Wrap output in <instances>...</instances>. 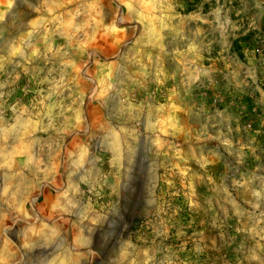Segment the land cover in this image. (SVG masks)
Listing matches in <instances>:
<instances>
[{
	"label": "rangeland",
	"instance_id": "obj_1",
	"mask_svg": "<svg viewBox=\"0 0 264 264\" xmlns=\"http://www.w3.org/2000/svg\"><path fill=\"white\" fill-rule=\"evenodd\" d=\"M125 87L138 98L182 90L190 119L189 133L161 135L186 161L178 175L160 181L150 172L126 184L128 220L161 223L164 236L179 224L186 238L190 225L209 224L221 211L228 220L222 241L245 259L257 254L264 0H0V264H44V255L60 254L68 255L64 264L80 255L99 264L86 252L97 226L110 222L98 211L115 195L107 167L96 164L99 129L70 104L98 101L111 88L117 103ZM61 100L69 107L62 129ZM29 107L35 127H1V116L8 125Z\"/></svg>",
	"mask_w": 264,
	"mask_h": 264
},
{
	"label": "crops",
	"instance_id": "obj_2",
	"mask_svg": "<svg viewBox=\"0 0 264 264\" xmlns=\"http://www.w3.org/2000/svg\"><path fill=\"white\" fill-rule=\"evenodd\" d=\"M116 82L110 81L111 87H114ZM158 91H146L138 98L131 96L130 87L127 90L125 87V95L120 97L117 103H113L112 100L119 91L111 88L106 94L100 95L99 99H96L98 101L89 103L87 97L81 102L75 100L74 104H70V108L75 109L76 117L86 115L99 129V132H93V135L97 136L96 151L100 154L96 164L107 167L108 176L105 181H109V190L115 195V200L108 210L104 211L101 207L98 211L100 217L109 219L111 223L107 222L105 226L100 223L97 226L99 233L94 234L96 239L93 248L86 253L99 264H107L110 261H122L125 264H244L246 261H254L264 264V250H261L264 248V239L257 240V254L247 259L239 256L235 243L229 246L226 241H222L221 232L227 230L228 220L227 214L221 211L212 215L213 221L209 224L201 222L198 226L195 223L190 225L186 238L181 237L179 224H172L171 234L164 236V225L161 223H134L128 220V210L123 204L128 190L126 184L141 182L150 172L160 181L166 175H178L177 168L184 166L186 162L174 153V150H179L177 144H169L166 147L162 143L161 135H172L180 127L183 132H190V119L187 115L189 97L184 95L182 90L164 96ZM60 102L57 115L59 118L63 117V123L60 124L62 129L63 126H68L69 107L63 100ZM31 113L29 107L27 116L23 111L8 125L1 116V127L10 129L12 133H19L21 126H34L35 120ZM133 125H138L140 131L133 128L136 127ZM191 132H194V129ZM133 140L139 142L137 147L132 144ZM143 153L145 157L142 156ZM84 164L86 163H78L83 166ZM187 165L190 168L189 161ZM99 179L101 177L94 180L100 181ZM43 257L44 264H64L63 261L68 259L66 254ZM76 264L89 263L80 255L76 257Z\"/></svg>",
	"mask_w": 264,
	"mask_h": 264
}]
</instances>
